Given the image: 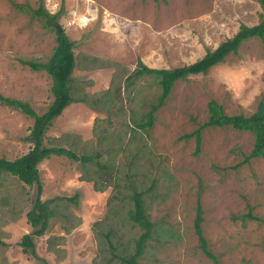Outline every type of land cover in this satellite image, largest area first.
<instances>
[{
    "label": "rangeland",
    "instance_id": "1",
    "mask_svg": "<svg viewBox=\"0 0 264 264\" xmlns=\"http://www.w3.org/2000/svg\"><path fill=\"white\" fill-rule=\"evenodd\" d=\"M40 5L57 16L74 42L71 76L79 90L72 95L87 94L99 102L102 92L117 88V100L108 109L86 100L72 102L47 129L46 145L99 155L86 164L64 155L38 164L41 198L51 200L53 216L42 236H32L34 253L23 251L19 242L32 231L26 212L36 185L0 174V264H106L108 243L116 254H128L139 233L127 217L132 189L145 192L155 224L140 264H264V156L245 160L253 142L246 131L204 126L197 153L192 133L207 120L210 100L227 114L249 115L259 101L264 103V38L243 41L206 73L177 80L147 132L130 118H142L160 89L146 74L126 80L139 62L157 69L195 62L241 24L260 22L264 4L0 0V95L27 102L37 114L53 99L51 78L24 61H46L56 44L54 31L31 11ZM32 123L20 108L0 99V156L14 159L29 149L24 138ZM110 160L115 175L103 191L80 179L98 172L96 161ZM73 196L74 201L68 199ZM197 204L203 236L216 260L200 247L194 228Z\"/></svg>",
    "mask_w": 264,
    "mask_h": 264
},
{
    "label": "trees",
    "instance_id": "2",
    "mask_svg": "<svg viewBox=\"0 0 264 264\" xmlns=\"http://www.w3.org/2000/svg\"><path fill=\"white\" fill-rule=\"evenodd\" d=\"M264 4V0H258ZM35 16H38L43 21V26L51 29L55 33V46L52 53L46 61L28 60L24 63L33 70H44L51 78V93L53 96L52 101L47 107V110L42 114L35 113L27 102L18 99H10L2 97L0 99L6 102L8 105L20 108L27 116L33 118V123L30 127L28 135L24 138L30 142L29 149L23 154L15 157L14 159H8L0 156V174L7 173L13 177H16L20 182L33 186L36 185V195L32 202V207L26 212L27 223L31 226V233H26L21 238L19 244L22 250L28 252V250L34 253V241L32 236H42L49 227L50 218L53 216V212L50 208L51 200H42V183L40 180V174L38 164L44 159L49 158L51 155H64L73 160L80 161L81 163H89L95 160L94 156H98V153H89L77 155L73 150L64 148L62 146H48L45 144V133L52 124V121L59 116L62 111L72 102L91 101L101 103V106L108 109L117 100L116 93H109L108 90L102 92V96L99 98V102L89 98L87 94H83L78 98L72 95V91L79 90L72 84V71L75 66V55L73 52L74 42L68 37L63 28L58 24V18L56 15H52L46 12L42 5L36 10H31ZM250 38H264V17L263 19L254 25L241 24L238 30L230 37L223 40L213 50H207L206 53L195 62L189 64H183L181 66H175L170 68H150L139 62V66L134 69L130 77L139 78L143 75H149L153 78L155 84L159 87L160 91L156 97L155 103L150 104V108L145 112L142 118L139 120L130 118L132 123L137 128L143 129L147 132V128L151 127L154 121L155 112L164 105L165 99L169 96L174 83L179 79H186L189 75H195L199 73H206L211 67L221 63L229 53H236L239 46L243 41ZM77 92V91H76ZM204 126L214 127H230L239 131L249 132L253 136L252 148L245 160L251 158H258L264 156V103L259 101L256 110L245 115L227 114L224 112L222 106H220L215 100H210L208 103V118L203 125L198 127L195 132L197 147L195 153L198 151L200 143V131ZM190 134L184 135L189 137ZM98 166V172L95 175L84 176L80 178L85 181H92L94 189L96 191H103L105 186L110 185L114 178V164L113 162L102 163L96 161ZM119 165L117 171H119ZM101 183V184H100ZM103 183V185H102ZM150 186L149 189H151ZM144 191L132 189L129 195L132 201L131 208L127 212V217L131 223L139 228V233L132 239L133 247L128 254L120 255L115 253V246L108 243L110 250V257L106 264L113 259H116L117 264H140V259L144 254V250L147 241L153 236L154 223L150 220L146 206L144 204L143 195ZM76 196L69 197L68 199L74 201ZM248 216L251 215L248 213ZM202 208L200 204L196 207V217L194 221L195 232L198 235L200 241V247L204 254L213 260H216L214 255L207 247L206 239L203 236L201 222ZM111 233V230L109 231ZM108 237V233L105 234Z\"/></svg>",
    "mask_w": 264,
    "mask_h": 264
}]
</instances>
